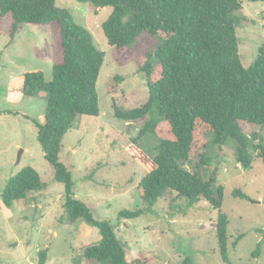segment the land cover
I'll return each instance as SVG.
<instances>
[{"label":"rangeland","instance_id":"1","mask_svg":"<svg viewBox=\"0 0 264 264\" xmlns=\"http://www.w3.org/2000/svg\"><path fill=\"white\" fill-rule=\"evenodd\" d=\"M56 4L68 7L105 53L97 84L100 114L78 116L63 139L60 158L72 171L76 196L90 206L96 219L111 222L127 244L130 260L146 255L154 258L151 264H181L189 255L196 264H227L219 251L218 210L206 201L190 204L176 193L149 206L138 193L149 165L138 160L137 151L145 152V161H150L158 153L156 139L137 138L143 120L121 118L116 109L136 108L147 101L149 89L141 67L158 48V38L144 34L132 46L131 56L120 62L118 49L109 44L103 29L112 7L96 12L89 2ZM244 6L247 19L237 36L243 64L249 67L264 41V1L244 0ZM12 25L11 14L0 17V264H40L42 250L48 253L46 264H99L85 251L101 239V232L83 218L66 217L65 185L54 179L38 128L28 118L45 123L47 94L27 96L20 88L30 71L43 70L46 80L52 79L53 66L62 57L58 24L24 23L14 35ZM113 85L117 88L109 94ZM208 140L204 174L208 178L216 171V189H223L229 264H264V163L254 152L252 168L247 169L238 163L235 140L222 145L213 142V135ZM26 166L36 168L47 187L10 209L3 203V191L10 177ZM137 208H144L141 216L120 218L122 210Z\"/></svg>","mask_w":264,"mask_h":264},{"label":"trees","instance_id":"2","mask_svg":"<svg viewBox=\"0 0 264 264\" xmlns=\"http://www.w3.org/2000/svg\"><path fill=\"white\" fill-rule=\"evenodd\" d=\"M56 1L0 0V17L11 14L13 18L12 35L24 23L58 24L62 57L53 66L52 79L46 80L43 70H34L20 83L23 95L47 94L45 123L28 118L38 128V140L54 169V179L65 185L66 217L71 221L83 218L101 232V239L87 246L86 257L99 264H151L154 258L146 255L128 258L127 244L118 238L111 222L96 219L90 206L76 196L72 171L61 161L63 139L76 118L100 114L97 84L105 53L91 31ZM77 1L91 3L96 12L113 8L103 29L109 44L118 49L120 62L131 56L132 46L144 34L158 38V48L141 67L149 89L147 101L136 108L116 109L121 118L143 120L137 138L156 139L158 153L150 161H145V152L137 151L138 160L149 165L138 193L149 206L176 193L190 204L206 201L209 208L218 210L219 251L229 264V222L221 212L223 189H216V171L207 178L204 167L208 135L219 145L235 140L237 160L243 167L252 168L254 152L264 163V41L256 60L245 67L237 36V29L247 19L244 0ZM116 88L109 87V94ZM46 187L39 171L26 166L10 177L2 200L11 209L16 201ZM143 213L144 208L122 210L120 218ZM39 254L40 264H46L47 251ZM181 264L196 262L188 255Z\"/></svg>","mask_w":264,"mask_h":264},{"label":"water","instance_id":"3","mask_svg":"<svg viewBox=\"0 0 264 264\" xmlns=\"http://www.w3.org/2000/svg\"><path fill=\"white\" fill-rule=\"evenodd\" d=\"M23 152V151H22ZM22 154V153H21ZM21 154L19 155V161L21 160Z\"/></svg>","mask_w":264,"mask_h":264}]
</instances>
